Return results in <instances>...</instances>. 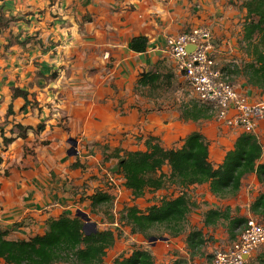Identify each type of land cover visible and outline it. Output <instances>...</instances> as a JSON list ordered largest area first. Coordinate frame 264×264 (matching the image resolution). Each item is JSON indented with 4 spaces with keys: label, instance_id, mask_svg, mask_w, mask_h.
Instances as JSON below:
<instances>
[{
    "label": "rangeland",
    "instance_id": "1",
    "mask_svg": "<svg viewBox=\"0 0 264 264\" xmlns=\"http://www.w3.org/2000/svg\"><path fill=\"white\" fill-rule=\"evenodd\" d=\"M243 1L0 0V229L8 231V239L27 240L45 230L48 218L80 211L88 219L79 216L86 232L93 223L116 236L103 264L129 254L133 246L153 253L154 264H186L229 245L246 219L264 225L249 211L253 199L264 192V182L249 174L236 194L223 198L211 195L206 185L184 190L190 212L179 236L162 227L152 228L147 238L130 234L122 220L124 207L144 211L176 196L179 188L166 183L134 199L112 157L116 150L119 155L143 150L147 136L157 137L165 148H178L193 129L203 135L210 154L230 146L229 132L240 130L218 121L210 107L198 102L176 72L164 41L190 28H208L217 65L234 90L247 101L264 102V90L247 84L240 73L251 60L242 40ZM92 5L98 8L91 10ZM103 20L110 22L107 29ZM148 32L147 53H132L125 46L127 37ZM89 36L90 45L85 42ZM145 73L160 76L155 86L137 84ZM15 88L34 102L22 109V100L10 97ZM198 104L207 119L190 122L181 117L183 109ZM257 136L264 149V126ZM262 155L264 159V150ZM161 172L168 174V168ZM95 191L108 193L112 202L91 212L88 197ZM208 209H228L229 216L243 222L232 232L227 220L204 227ZM191 230H200L204 239L196 249L186 244ZM263 254L264 246L254 250L251 264H262Z\"/></svg>",
    "mask_w": 264,
    "mask_h": 264
},
{
    "label": "trees",
    "instance_id": "2",
    "mask_svg": "<svg viewBox=\"0 0 264 264\" xmlns=\"http://www.w3.org/2000/svg\"><path fill=\"white\" fill-rule=\"evenodd\" d=\"M241 5L245 9L242 40L246 56L251 60L245 63L240 73L245 76L247 84L264 90V0H244ZM148 44L146 36H133L128 42V49L141 54L146 51ZM159 79L156 73H145L140 75L137 84L152 87ZM28 95L26 91L15 88L11 99L20 98L23 109L34 102ZM202 107L198 104L183 109L181 117L193 122L207 119L209 115ZM8 112L11 114L10 107ZM37 128L42 130V127ZM143 148L122 155L116 150L112 155L117 160L116 166L125 189L135 199L142 197L146 190L157 191L168 183L179 188V194L164 198L144 211L133 205L124 207L122 220L130 234L147 238V233L154 227H162L172 237L182 234L190 212V203L184 190L191 186L206 185L211 195L223 198L236 194L246 175L255 174L259 182H264V162L260 163L262 146L250 134L240 133L217 167L209 161L208 143L198 131L187 134L180 147L175 149L163 147L154 136L144 139ZM163 167L168 168V174L161 172ZM88 200L90 211L93 212L99 206H108L112 197L106 192L95 191ZM249 211L264 220V192L253 199ZM222 220L228 221L229 232L243 222L240 218L229 216L228 209H208L203 214L202 224L209 227ZM7 235V230L0 229V261L4 264H103L106 251L116 239L113 231L108 229L94 228L86 232L84 221L79 216L66 213L48 218L41 235H34L27 240H10ZM203 243L200 230L189 231L186 236L189 248L196 249ZM261 258L260 263L264 264V254L259 255ZM111 264L154 263L150 251L133 246L129 254L116 256Z\"/></svg>",
    "mask_w": 264,
    "mask_h": 264
},
{
    "label": "built area",
    "instance_id": "3",
    "mask_svg": "<svg viewBox=\"0 0 264 264\" xmlns=\"http://www.w3.org/2000/svg\"><path fill=\"white\" fill-rule=\"evenodd\" d=\"M164 47L198 102L210 107L218 121L255 136L259 122L264 119V102L247 101L234 90L226 72L217 65L214 57L217 50L208 28L195 27L168 35ZM261 246H264V225L248 218L229 245L215 249L209 258L186 264H251L254 250Z\"/></svg>",
    "mask_w": 264,
    "mask_h": 264
},
{
    "label": "crops",
    "instance_id": "4",
    "mask_svg": "<svg viewBox=\"0 0 264 264\" xmlns=\"http://www.w3.org/2000/svg\"><path fill=\"white\" fill-rule=\"evenodd\" d=\"M95 5H92L91 6V10H95V9H97L98 8V6L96 5L95 7H94ZM100 10V9H99ZM90 12H92V11H90ZM103 15H105V16H108V14L106 13V10H104V14ZM58 17H60V16H58ZM60 19V18H59ZM106 20H103V22H102V27H104L105 26V29H107V27H108V25H109V21L108 22H105ZM92 24L93 23H91V27H92ZM127 33V32H126ZM107 34H110L112 37H115L116 36V34L115 33H113V32H106V35ZM145 34H147V35H145ZM149 34L151 35V33L150 32H148V33H141V34H139L140 36H148L147 38H148V43L150 44V37H149ZM117 35H119V33L117 34ZM139 35H136V36H139ZM170 35H172V34H170ZM133 37V36H132ZM131 37V38H132ZM131 38H128L127 37V40H126V42H125V46L128 48V42H129V40L131 39ZM91 40H93L92 39V37L91 36H89L88 37V39L85 41L88 45H90V44H93V43H90V41ZM148 52V50L146 49V51L143 53V54H145V53H147ZM133 53V52H132ZM10 97H11V93H10ZM22 105H23V102H22ZM21 105V106H22ZM191 122V121H190ZM193 122V121H192ZM197 122V121H196ZM200 125H198V126H196V127H199ZM263 126H264V119H262L260 122H259V124H258V127H257V129H256V134H255V137H256V139L258 140V142L260 141V139H258V136L257 135H260L261 136V133L263 132ZM201 127V126H200ZM221 127H225V126H221ZM193 131H195V129H193V130H190L189 132H187L186 134H185V136L187 135V134H189V133H191V132H193ZM241 132L239 131H235V132H233V133H230L229 132V138H231V140H232V142H231V144H230V146L229 147H227L226 149H224V150H222L221 149V151L220 150H218V152L217 153H214V154H210V151H209V149H208V158H209V161L211 162V164L214 166V167H217L219 164H221V162H222V160H223V157H224V155H225V153L228 151V150H230L231 148H232V146H233V144H234V142H235V140H236V138H237V136L240 134ZM184 136V137H185ZM183 137V138H184ZM207 142V141H206ZM260 143V142H259ZM213 144V143H212ZM208 148H209V146H208ZM263 148H262V153H263ZM214 155V156H213ZM263 156V155H262ZM213 162H215L214 164H213ZM264 162V159L263 158H261V160H260V163H263ZM254 176H255V174H253ZM256 177V176H255ZM58 216V215H57ZM56 216V217H57ZM44 232V231H43ZM42 232V233H43ZM41 233V234H42ZM41 234H37V235H41ZM129 252H130V249H129ZM123 254H125V255H127L126 253H123ZM151 255H154L153 253L151 254ZM153 257V256H152ZM2 262V261H1Z\"/></svg>",
    "mask_w": 264,
    "mask_h": 264
},
{
    "label": "water",
    "instance_id": "5",
    "mask_svg": "<svg viewBox=\"0 0 264 264\" xmlns=\"http://www.w3.org/2000/svg\"><path fill=\"white\" fill-rule=\"evenodd\" d=\"M69 143H71L72 145H75V141H73L71 139H69ZM77 216H80L85 221L88 220L86 215L84 213L80 212V211H78ZM89 226L91 227V230H93L95 228V224H93V223H91ZM84 229H85V223H84ZM150 240H155V239L152 237V238L148 239V241H150Z\"/></svg>",
    "mask_w": 264,
    "mask_h": 264
}]
</instances>
